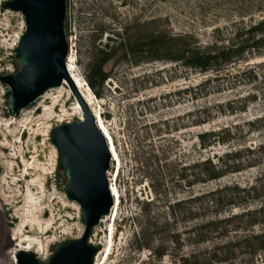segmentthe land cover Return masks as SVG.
<instances>
[{"label":"rangeland","instance_id":"1","mask_svg":"<svg viewBox=\"0 0 264 264\" xmlns=\"http://www.w3.org/2000/svg\"><path fill=\"white\" fill-rule=\"evenodd\" d=\"M3 1L0 75L17 70L13 49L23 30L20 14L3 8ZM257 1L65 0L68 57L85 83L93 70V88L88 87L119 158L106 170L119 205L104 264H264V148H257L264 142V119H257L264 116V49L220 72L185 68L170 51L135 49L158 33L165 38L191 33L201 45L225 41L239 18H258L252 8ZM244 5L248 10L240 13ZM127 43L135 50L125 48ZM102 57L103 80L96 67ZM248 66L254 79L233 77ZM49 92L12 115L8 87L0 82V264H14L20 244L12 232L24 222L14 215L27 206L22 199L28 183L36 182L34 203L49 229L38 239L44 248L35 254L38 260L45 262L57 244L82 230L79 209L65 196L50 134L80 114L69 84ZM224 127L229 140L198 145L197 133ZM232 149L241 150L232 160L241 163L238 170L195 180L201 170L196 161L208 158L219 165ZM27 168L30 175L14 186ZM105 219L87 238L98 252L111 229V219Z\"/></svg>","mask_w":264,"mask_h":264},{"label":"water","instance_id":"2","mask_svg":"<svg viewBox=\"0 0 264 264\" xmlns=\"http://www.w3.org/2000/svg\"><path fill=\"white\" fill-rule=\"evenodd\" d=\"M2 7L18 12L23 22L13 49L18 68L0 75V82L9 90L7 105L11 114L17 115L65 79L83 118L55 125L50 132L57 166L65 179V196L79 208L81 233L57 244L45 262L31 251L17 250L15 264H92L96 247L87 243V238L100 219L109 214L113 203L106 177L110 151L67 74L65 0H4Z\"/></svg>","mask_w":264,"mask_h":264},{"label":"trees","instance_id":"3","mask_svg":"<svg viewBox=\"0 0 264 264\" xmlns=\"http://www.w3.org/2000/svg\"><path fill=\"white\" fill-rule=\"evenodd\" d=\"M241 8L242 11H240V13H245L248 10L246 5ZM252 8L257 11L258 18L253 19L252 16H249L247 22L243 21V17L239 18L237 28L232 36L225 39V41H214L206 45H201L194 40L191 33L171 34L168 38H165L166 35L164 33H158L156 35H148L144 42L135 46V49L140 51L144 50L146 53L160 50L170 51L173 52V58L179 61L185 68L198 70L200 72L207 70L220 72L225 66L245 59L248 55L257 54L260 50L264 49V0H258ZM107 46L108 44H105V47ZM116 47L118 46L116 45ZM116 47L112 49L110 47L109 49L114 51ZM126 47L129 48L130 51L135 50L134 46L130 43L125 44V48ZM100 51L103 52L104 55H108V52ZM105 60L106 57H102L99 63L96 64L101 80L105 78V75L100 70V66ZM89 72L90 74L87 77L86 83L90 88H93V81L91 78V72L93 73V70L90 69ZM241 76L247 77V80L254 79L253 67L248 66L233 75V77H237L239 80L243 81ZM95 95H99V93L95 92ZM257 119H264V116H259ZM229 134V130L224 127L223 129L199 132L196 134V139L198 145L203 148L211 145L213 142L222 143L229 140L227 139ZM257 148H264V142L258 144ZM246 150L251 151L252 149L247 148ZM240 151L239 149L228 150L223 154L225 160L219 165L208 158L196 161L194 166L200 167L201 170L195 173V180L216 179L224 175L227 171L238 170L241 163H235V161L232 160L240 154ZM247 163H250V160L247 161ZM232 188L236 189V184L232 185ZM251 188L254 189V187ZM246 195H249V193L247 192ZM220 199L221 198H217L215 200L218 202ZM226 201L231 202L232 199L228 197ZM259 208L261 209V206Z\"/></svg>","mask_w":264,"mask_h":264},{"label":"bare ground","instance_id":"4","mask_svg":"<svg viewBox=\"0 0 264 264\" xmlns=\"http://www.w3.org/2000/svg\"><path fill=\"white\" fill-rule=\"evenodd\" d=\"M67 57H68V52L66 54V60H65V62H66V70H67L68 77H69V79H70V81H71V83H72V85H73V87L75 89V92L79 95L81 100L84 101V103L88 106V108H89L90 112L92 113L93 118L95 120L96 127L98 128L100 133L103 135L104 139L106 140L107 146H108L109 151H110V163H111V161H112V163H114L116 161L118 162L119 158H118L117 153L115 151L114 143L112 141V138H111V136H110V134H109V132L107 130V127L104 124V121H103V119L101 117L102 115H101L99 104H98V102H97V104L94 103V98H96V97L93 96L92 91L90 90L88 85L84 82V80L79 75L74 63H72L70 61V57H68V59H67ZM67 84H69L68 81H66L65 79H62L61 84L59 86L49 88L40 97L46 96L47 94L50 93L49 91H52V90L58 91V89L62 85L64 86V85H67ZM74 99H75L76 108H77V110H78V112L80 114L78 119L82 120L83 118H82L81 108H80V106L78 104V101L76 100L75 97H74ZM21 110H23V109H21ZM29 170L30 169L27 168L26 172L21 174L19 179L14 180L13 181V185L15 186L18 183H20L21 180L26 179L27 178L26 175H30L31 171H29ZM107 173H106V175H107ZM107 181H108V184H109L108 177H107ZM35 187H36V182L28 183L27 186H26L27 195L22 200H23V205H27V206H23L22 210L21 209L19 210L20 213H19L18 210H15V215H14V217H17L20 214L21 217L24 218V222H22L20 227H18L17 229L13 230L12 235H17L16 238H17V240L19 242L17 244V246L20 244L17 247L16 251L17 250H26V251H31L34 254H38V252H43L44 251V248H43L41 242L38 241V239H40V237L42 235H45V233L49 229H45L43 227L41 221H40V218H41V215L43 213V210L40 207L38 208L37 207L38 205L34 203V201L36 199L34 198V195H33L32 192H33ZM109 191L111 193V197H112L113 203H112V206H111V208L109 210V214L103 216L100 219L99 223H101L105 218H107V219L110 218V216L113 213H115V215L117 214L118 205H119V195H118V192L116 191V189L111 184V180H110V184H109ZM40 200H42V199H40ZM69 201L71 203H73V205L76 207V209H79L78 205L76 203H74L71 200H69ZM29 204H30L31 210H28V208H27ZM25 208H26V210H25ZM114 220L115 219H113V221ZM26 228H28V233L24 232V230ZM112 230H113V227L111 226V229L109 230L110 233L108 232L109 235L108 236H104L105 237V239H104L105 241L103 243L104 250L100 251V252H98V250H97L95 252V254L93 256V259H92L93 260L92 264H104L106 262V260L108 259L109 254H110L111 249H112V245H113ZM80 231H81V229H80ZM30 234L38 235V238L35 239V238H31V237H26L27 235H30ZM16 238H14V240ZM102 241L103 240H100L97 243L101 244ZM89 242L92 243L91 241H89ZM15 243H16V241H15ZM15 253H14V257L12 259L14 264H15V260H16L15 259Z\"/></svg>","mask_w":264,"mask_h":264}]
</instances>
